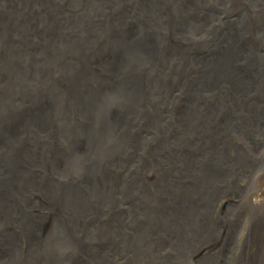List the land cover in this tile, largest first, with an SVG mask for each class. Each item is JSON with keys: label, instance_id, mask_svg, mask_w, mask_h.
Masks as SVG:
<instances>
[{"label": "rangeland", "instance_id": "374dc122", "mask_svg": "<svg viewBox=\"0 0 264 264\" xmlns=\"http://www.w3.org/2000/svg\"><path fill=\"white\" fill-rule=\"evenodd\" d=\"M230 1L220 0V7L226 9ZM45 2L50 5L45 6L46 12L49 13L51 6L53 7V2L51 0H45ZM57 2L59 4L58 12L55 15L50 13V18L57 22V27L53 30L60 29L57 35L41 29L38 12L31 13L26 18L28 22L32 23L29 27V31H32L31 33L26 35L19 28L23 17L10 18L8 29H6L4 22L8 19V16L6 12H1L0 7V96L2 97L0 112L9 119L29 105L27 118L33 109L43 101L41 100V91L43 96L47 98L46 100H51L53 101L52 103L57 99L72 98L75 100L69 102V110L58 111L54 105H50L44 115L45 124L61 125L66 123L69 118L71 119L72 132L68 133L67 136L56 137L54 146L58 151L56 149L50 153V164L55 166L60 158V167L54 170L49 167L46 171H43V174L47 173V177L54 182L62 186H68L71 190L69 193L72 195V202L75 200V195H80L81 191H83L82 185L85 184L84 177L87 173V166L85 163L81 164L79 160L75 159L74 151L70 149L71 144L69 143L71 136L79 133L78 126L82 127V122L80 123L82 114L77 109L79 105L75 95L77 90L72 88L64 90L65 85L61 77L69 79L73 75V66L71 64L73 56L78 53H92L99 41L105 43V47L97 50L99 54L106 55L110 50L116 51V45H112L110 33L116 31L121 36V28L126 24L125 20L129 16L137 19L135 16H139L141 9H147L153 14L146 12L144 16L134 23L135 33L138 35L136 36L137 41L128 48V52L120 51L114 58L107 57L100 64H93L94 69L99 74L93 81V87H97L103 82H118L119 84L123 79L137 90V94L129 99L123 98L118 91L104 97L103 110H95L91 123L94 130L93 124L96 121L98 126L103 125L102 117L104 114L116 107L125 106L127 108L126 121L124 123L113 124L109 128H104L103 126V129H100V135L95 134V132L93 135L94 140L103 141L98 146V149L101 148L99 151L104 153L98 158L97 163L100 164L105 177L115 186L114 189L110 190V195L101 201L97 208L93 210L90 205L84 210L80 201L86 199L89 203V198L96 196V191L93 187L87 186L85 189L86 198L81 199L77 203L80 214H83L82 219L79 225L75 227V230L69 231L62 228V222L65 219V215H69L68 219L70 220L73 211L69 208L70 201L66 194H62V189L60 190L61 192L59 190L46 192L42 189L36 190L29 187V190L24 193L29 197L31 203L27 202V206L24 208V218L26 221L34 219L36 213L42 219L39 222V227L37 225L33 229L31 226L26 229L27 231L23 230L26 236H29L26 238L29 239L36 236V240L45 241L46 247L40 250V254L42 252L51 254L55 249L54 246L51 247L48 244L46 239H43L48 234H51V237L52 233L54 236L66 237L71 244L75 243L77 245L84 242L82 244H84L83 247L86 250H78L85 253L87 256L86 262L77 261V264H92V262L93 264L95 262L96 264L100 262L104 264H147L149 258H151L150 264H186L188 261H192L193 264H207L206 260L213 255H215L216 261L212 264H230L233 260L238 259L240 261L236 257L242 249L241 246L247 249L246 253L249 255H252V248L259 252H264V242L262 240V235L264 234L263 221L252 224L253 221L248 220V222L243 218L245 214H254L257 207H254L250 200L252 204L245 200V188L240 195H235L231 191L227 193L224 184L215 183V188L218 187L222 193L217 200L216 208L208 220L217 223L223 221L224 217L229 218L231 219V224L237 226V230L229 246L223 244L221 252L214 254L213 251H210L203 256H199L197 253H192L189 257L180 256L177 253L178 248L175 243H164L169 237L156 243L157 238L153 233V228L156 225H158L155 227L156 231L160 227L163 230H167V212L165 209L169 208V206H166L168 198L172 197L176 190L180 191L183 188H187L188 191V181L192 180L191 176L187 174L192 171L186 170V163L183 162V167L175 164L181 157L179 153L187 154L188 151L189 156L199 163L197 169L200 173L202 171L209 173L210 168L205 157L209 151L221 146V143H216L213 146L203 136L204 128L201 116L203 111H206L209 119L213 120L214 139L218 131H220L221 117L216 115L215 103H211V100H216V98L209 95L210 92L207 91L204 79H196L193 74L190 75L191 73H188V76L183 74L184 71L187 72L192 63V59L188 58L187 54L185 55L187 48L195 45V48H202L201 43L207 41L206 37L208 34H214L216 41H220L222 38L217 28L212 24L213 12H209L206 17L202 18V15L207 11L205 3L210 5L209 0H57ZM247 3L250 9H254L258 5L264 4V0H247ZM107 5L109 6L107 7ZM163 6L170 8V13L163 12ZM121 9L127 12L119 17V21L123 24L118 27L115 26V20L118 18V13ZM237 20L240 24L242 19L238 18ZM243 26L246 29V23ZM227 28L229 29L228 26ZM152 30L156 32L155 38L150 33ZM241 30L243 31V29ZM148 36H152L154 40L149 39ZM142 41H145V44L138 48ZM152 44L160 45L163 56L156 57L150 61L137 60V55L141 49ZM70 47L80 48V50H75L67 57L66 53L69 52ZM244 47V52H238L236 58L257 57V55L264 58V33L256 36L253 41L244 42ZM59 57L63 62L59 71L56 72L55 63ZM193 59L200 60V58ZM130 60H134L132 69L130 68ZM194 67L191 66L190 70L192 71ZM172 82L175 84L174 86L169 85ZM193 84L196 86L193 87ZM171 87L173 91L169 93ZM175 87L179 99L185 101L186 97L189 96L191 100L180 108L177 115L171 112L173 101L170 99V95L174 94ZM241 98L243 100V96ZM51 115L52 117H50ZM250 117L254 119L256 113L250 114ZM41 128L33 124L24 127L22 132L25 136L15 140L16 142H13L12 149L18 147L20 142L24 144L25 140L31 135L34 137L35 133L38 135L35 136L39 137L38 139L46 138L50 133ZM172 131L174 136L170 138L169 135ZM120 134L123 139L120 153L109 154L107 149L110 150L114 146H112L111 142ZM233 134L231 131L227 132V141H231L230 138ZM22 138L23 140L20 141ZM103 143L105 144L103 145ZM4 146H0V156L7 152V148ZM64 147H67L65 148L66 151ZM87 150L84 155L91 156L93 151L91 149ZM117 155H120V158H117ZM167 160L169 162H166ZM154 165H156L157 169L153 175L151 169ZM61 168L63 169L61 170ZM2 171L0 170V177ZM57 176L59 179L56 178ZM144 183L147 184L148 189L139 194L135 190L144 186ZM181 184L185 187L181 186ZM128 189L131 190L128 191ZM179 191L176 192L177 197L175 198L174 196L173 198L174 205L182 204ZM34 193L35 195H33ZM49 198L52 200H49ZM26 208L30 209L29 212L33 214H28ZM117 210H121V214L117 215ZM59 215L60 217H58ZM170 215L172 214L168 216ZM112 218L115 219V224L111 226L108 222ZM130 221L132 223L128 225ZM127 222L128 224L125 226ZM98 223L103 224L107 228H103ZM194 223L203 231V234L207 233L205 230L207 226L203 217L194 216ZM223 226L227 225L223 223ZM57 228L60 229L61 233L57 231ZM91 230L106 236L104 238L101 237V239L91 238ZM253 232L256 234H253ZM239 234L240 236H238ZM127 235L129 240L130 238H136L135 243H142L141 249H131L130 245L126 247ZM30 240L24 239L21 242L22 250L28 252V247L32 242V239ZM210 243L215 242L211 241ZM160 244L165 249L162 250L159 247ZM100 247H112L115 250L109 252ZM148 247H150L152 252L147 256ZM97 248L98 251L95 257L89 258V253L96 252ZM99 248L103 251L99 250ZM78 253L66 251L59 258L57 256L59 254L57 248L55 257L64 260L55 259V261L56 263L60 261V264L72 261L71 264H73L75 259L79 258L80 253ZM40 257L38 260L43 263L51 256L42 254ZM126 259L128 260L126 261ZM2 261L0 255V264H2ZM243 262L247 264L244 259Z\"/></svg>", "mask_w": 264, "mask_h": 264}, {"label": "bare ground", "instance_id": "6f19581e", "mask_svg": "<svg viewBox=\"0 0 264 264\" xmlns=\"http://www.w3.org/2000/svg\"><path fill=\"white\" fill-rule=\"evenodd\" d=\"M51 1L53 2L54 8L51 6L50 12L47 13L45 6L50 5L47 4L45 0H0V7L2 10L1 12H6V15L8 16V19L4 22V27L8 29L10 18L23 17L22 24L19 26V28L27 35L28 33L32 32L29 31V27L32 23L28 22L26 18L31 13L38 12L40 15L41 29L43 31H50L51 33L57 35L60 29L53 30L55 27H57V22L50 18V13L55 15V13L58 12L59 4L57 0ZM209 4L210 5L205 3L207 11L202 15V18L206 17L209 12H213L212 24L217 28L222 38L220 41H216L214 34H208V38L206 37L207 41H203L201 43L202 48H195L196 45L194 47L187 48L185 50V55L187 54L188 58L192 59L190 67H195L192 71L189 67L187 72L184 71L183 74L184 76H188V73H191L190 75L193 74L194 78L196 79H204L207 91L210 92V94H208L216 98V100L212 99L211 103H215L216 115H220L221 117L219 126L220 131H218L216 138L214 139L213 120L209 119L206 111H203L201 112L204 128L203 136L208 141H210L213 146L216 143H221V146L215 147L209 151L205 157L208 160V166L210 168L209 173L206 171H202V173H200V171L197 169L199 163L189 156L188 151L187 154L179 153L181 157L175 164H179L183 167V162L186 163V170L192 171L191 173H187L191 176L192 180L188 181V191L187 188H183L184 190L181 189L180 191L176 190L175 194L168 198L166 206H169V208L165 209L167 212V230H163L161 227H158L159 229L156 231L155 227L158 225L153 228V233L157 238L156 243L166 239V237H169L164 243H175L176 247L178 248L177 253H179L180 256L185 257L191 256L192 253H197V255L203 256L210 251H213L214 254H217L222 251L223 244L229 246L234 234L236 235L237 226H233L231 224V219L224 217L223 221L217 223L212 222V220H208L211 213L216 208L217 200L222 193L218 187L215 188V183L224 184L227 193L228 191H231L235 195H240L245 188L244 198L248 202L252 201L255 203L264 200V58L260 55H257V57L250 56L242 59L236 58L238 52H244V42L253 41L256 36L264 33V11H261L264 10V4H260L254 9L249 8L247 0H231L229 6L226 9L220 7V0H209ZM108 6L109 5H107V7ZM162 11L165 13H170V8L163 6ZM126 12L127 11L124 9L119 11L118 18L115 20V26L119 27L123 24L119 21V17L123 16V14ZM146 12H149V10L141 9L139 16H135L137 19L129 16L127 20H125L126 24L121 28V36L116 31H112L110 33V39L112 45H116V51L113 52L110 50L106 55L99 54L97 50L101 47H105V43L103 41H99L97 47L92 50V53H78L76 56L72 57L71 64L73 66L72 72L74 76L71 75L69 79L61 77L65 85L64 90H68L69 88L77 90L75 92L76 101L79 105L77 109H79L82 114V119L80 121V123L82 122V127L78 126L77 129L79 133L77 135L71 136L72 138L69 140V143L71 144L70 149L74 151L73 155L75 159L79 160L81 164L85 163L87 166V173L84 177L85 184L82 185L83 191H81L80 195H75L74 202L71 201L72 195L69 193L71 192L70 188L68 186H62L61 184L54 182L47 177V173L43 174V171H46V169L49 167H51L53 170L55 168L57 169V167H60L59 156V162L55 166L50 164V153L51 151L54 152L57 149L54 146V139L64 135L67 136V134H70V132L73 130L70 118L66 123L61 125L45 124L44 115L49 109L50 105H54L58 111H65L69 110V102L75 100L72 98L57 99L54 103H52L53 101L46 100L47 98L43 96V92L41 91V100L43 101L33 109L27 118L26 115L29 105L18 113H15L9 119L4 117L0 112V146L3 147L5 145L4 147L7 148V152H4L2 156H0V170H3L0 177V245H2L0 248V255L3 260L2 264H60V261L56 263L55 259L64 260L59 258L60 255L66 251L80 253H78L79 258L75 259L73 264H77V261H83V263L86 262L87 256L84 252L78 250L85 249L83 247L84 244H82L84 242L77 245L75 243L71 244L66 237L63 238L56 235L54 236L53 233L52 237L50 236L51 234H48L45 236V238H43L47 240L51 247H55L51 254H49V252H42V254H48L51 257L47 258L43 263L38 260L42 255L40 254V250L45 249L46 243L45 241L42 242L38 241V239L36 240V236L29 239L26 238L29 236H26V233L23 230H26L31 226L32 228H36L37 225L39 227V222L42 217L35 213L34 219H28L26 221L24 218V208L27 206V202L31 203V201H29V197L24 192L26 190L28 191L29 187L36 190L42 189L46 192H54L55 190L60 191L62 189V194L67 195V198L70 201L69 208H71L73 211V214L70 216L71 221L68 219L69 215H65V219L62 222V228L69 231L75 230V227L79 225L82 219L81 217L83 214H80L81 212L77 208V203L81 199L86 198L85 189L87 186L93 187V189L96 191V196H91L89 198V203L86 199L80 201L84 210L90 205L91 209L94 210L98 207L101 201L105 200V198L110 195V190H113L115 186H113L112 183L105 177V175L102 173L100 164L97 163L98 158L104 153L99 151L101 148L98 149V146L102 144L103 141L94 140L93 135L94 132L95 134L100 135V129H103V126L104 128H109L113 124L124 123L126 121L127 108L125 106L116 107L110 112L104 114L102 117L103 125L98 126L96 121L93 124L94 130L91 123L95 114V110H103L104 97L112 95L114 92L118 91L123 98L129 99L137 94V90L133 86L127 84L123 79L119 82V84L118 82H103L97 87H93V81L99 75L94 69L93 64H100L107 57L114 58L120 51H123L124 53L128 52V48L137 41L136 36L138 35L135 33L134 23L139 18L144 16ZM238 18L242 19L240 24L238 23ZM245 23L247 26L246 29L243 26ZM241 29H243V31ZM150 33L154 36V38L156 37V32L154 30H152ZM148 38L154 40L152 36H148ZM144 44L145 41H142L138 48ZM75 50H80V48L70 47L69 52L66 53L67 57ZM161 56H163V53L161 51L160 45L152 44L141 49L137 55V60L150 61ZM193 58H200V60ZM62 62L63 60L59 57L55 63L56 72L61 68ZM129 62L130 68L132 69L134 60H130ZM169 85L174 86L175 84L172 82L169 83ZM192 86L195 87L196 85L193 84ZM185 87L187 88V86ZM172 91L173 88L171 87L169 93H172ZM242 96L243 100L241 98ZM186 98L187 99L185 101L179 99L177 97V91L175 87L174 94L170 95V99L173 101L171 112L174 115H177L180 108L191 101L189 96ZM1 101L2 97L0 96V106ZM193 102L196 104L195 101ZM252 113H256V117H254V119H251L250 117V114ZM50 117H52V115ZM29 124H33L38 128L42 127L41 129L46 130L47 133L50 134H48L44 139H38L39 137H35L38 136L35 133V136H29L25 140L24 144L20 142L18 147L12 149L13 142L18 140V138L25 136L22 131L23 128ZM228 131L234 133L230 138L231 141H227L228 138L226 137V134ZM173 136L174 132L172 131L169 137L173 138ZM23 138L20 141H22ZM111 143L112 146H114L110 150L107 149L109 154H119L121 150L120 148L123 145L122 135L120 134L116 139H113V142ZM104 144L105 143H103V145ZM65 148L67 147H64V149ZM87 149H91L93 151L91 156L84 155L85 151H88ZM86 153L88 154V152ZM117 156V158H120V155ZM166 162H169V160ZM62 169L63 168H61V170ZM156 169L157 167L154 165L151 169L153 175L156 173ZM56 178H58V176ZM143 185L144 186L135 191L139 192L140 194L148 189L146 183ZM181 186L184 185L181 184ZM129 190L131 189H128V191ZM177 191H179L180 194L179 196L181 198V205H174L173 203L174 196L175 198L177 197ZM33 195H35V193ZM49 200L52 199L49 198ZM252 205L257 207L255 213L245 214L243 218L247 221H253L252 224L259 223L261 221H263L264 224V201L258 205ZM26 210L28 214H33L29 212L30 209L26 208ZM121 210L116 211L117 215L121 214ZM169 214L172 215L168 216ZM194 216L203 217L207 226L205 229L207 231L206 234H203V231H201L196 226L194 223ZM58 217H60V215ZM114 218L110 219L108 222L109 225L112 226L115 224ZM130 223L132 222L130 221L129 224L128 222L125 223V226L127 224L130 225ZM223 223H225L227 226H223ZM98 224L103 228H107L103 226V224ZM57 231L61 233L59 228H57ZM108 233L109 232L107 229V234ZM253 234L256 233L253 232ZM90 236L91 238L96 237L97 239H101V237L104 238L106 235L104 236L91 230ZM238 236H240V234ZM22 238L27 239L28 241H31L30 239H32V242L28 247V252L22 250L21 242L24 240H22ZM135 240L136 238H130L129 240L127 235L125 241L126 247L130 245L131 249H141L143 244L140 242L135 243ZM262 240L264 242V234L262 235ZM211 241H214L216 244L210 243ZM40 242L42 243L40 244ZM30 247L31 249H29ZM159 247L162 250L165 249V247L161 244ZM241 247L242 249L239 251L238 256L236 257V259L239 258L240 261L238 259L233 260L230 264H245L243 259L247 261V264H264V252H259L252 248V255H249L246 253L247 249L243 248V246ZM57 248L59 250V254H57L59 258L55 257ZM100 248L106 249L109 252L111 250H115L112 247ZM100 248L99 250H101ZM147 249L148 253H145L148 256L152 250L150 247ZM97 251L98 248L96 249V252H90L89 258L92 256L95 257ZM215 258V255L211 256L206 260V263L212 264L216 261ZM127 260L128 259H126V261ZM139 261L141 260L139 259ZM150 261L151 258H149L147 264H150ZM71 262L67 261L64 264H71ZM94 264H96V262ZM99 264L104 263L100 262ZM186 264H193V262L188 261Z\"/></svg>", "mask_w": 264, "mask_h": 264}, {"label": "water", "instance_id": "95a60500", "mask_svg": "<svg viewBox=\"0 0 264 264\" xmlns=\"http://www.w3.org/2000/svg\"><path fill=\"white\" fill-rule=\"evenodd\" d=\"M256 182H257V181H256ZM263 201H264V200H262V201H258V202H255V203L252 202V201H251V202H252L253 204H255V205H258V204L262 203Z\"/></svg>", "mask_w": 264, "mask_h": 264}]
</instances>
